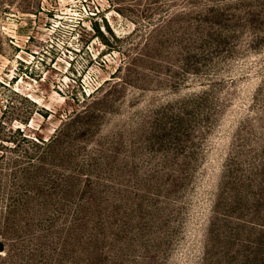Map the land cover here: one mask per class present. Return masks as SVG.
Returning a JSON list of instances; mask_svg holds the SVG:
<instances>
[{
  "label": "rangeland",
  "instance_id": "1",
  "mask_svg": "<svg viewBox=\"0 0 264 264\" xmlns=\"http://www.w3.org/2000/svg\"><path fill=\"white\" fill-rule=\"evenodd\" d=\"M0 243L264 264V0H0Z\"/></svg>",
  "mask_w": 264,
  "mask_h": 264
},
{
  "label": "trees",
  "instance_id": "2",
  "mask_svg": "<svg viewBox=\"0 0 264 264\" xmlns=\"http://www.w3.org/2000/svg\"><path fill=\"white\" fill-rule=\"evenodd\" d=\"M87 113L88 112L86 110H83L80 113H77V112L73 113V115L69 116L67 124L71 123L72 121H74L75 119H77L79 117H82L83 115H86ZM84 117H87V116H84ZM60 132H61V130L60 131L58 130V135H55L52 139H50L48 141H44L42 139H35L33 141V144L36 147V150H38V152L36 154V159L39 160V162H38L39 164L43 163V161H42L43 157H42L41 151L44 152V151H46V149L50 148L51 145H53V143H55L57 141ZM10 212L13 213V211H11V209L8 211V213H10ZM3 252H4V247H3L2 243H0V253H3Z\"/></svg>",
  "mask_w": 264,
  "mask_h": 264
}]
</instances>
